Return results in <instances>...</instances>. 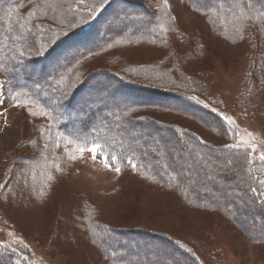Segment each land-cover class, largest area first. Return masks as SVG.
I'll use <instances>...</instances> for the list:
<instances>
[{
	"label": "trees",
	"instance_id": "16d2710c",
	"mask_svg": "<svg viewBox=\"0 0 264 264\" xmlns=\"http://www.w3.org/2000/svg\"><path fill=\"white\" fill-rule=\"evenodd\" d=\"M178 1L226 43L256 46L237 105L264 128V0ZM137 50L148 55L134 56ZM157 52L161 60L152 59ZM208 54L199 36L180 32L165 0H0V72L8 92L36 113L27 153L14 158L1 184L2 220L24 234L35 215L48 213L51 189L75 153L98 145L115 158L110 164L134 166L143 184L173 195L176 215L188 214L191 227L216 216L226 231L264 245L256 182L264 166L233 145V130L216 110L191 97L207 99L215 85L204 67ZM83 199L67 196L74 219L64 226L77 232L89 224L91 240L78 243L96 252L89 257L95 264H224L207 226L165 220L117 229ZM66 238L53 239L65 254L74 244ZM14 252L0 244V264H16ZM68 257L87 263L76 252ZM259 259L264 264L261 252Z\"/></svg>",
	"mask_w": 264,
	"mask_h": 264
},
{
	"label": "rangeland",
	"instance_id": "374dc122",
	"mask_svg": "<svg viewBox=\"0 0 264 264\" xmlns=\"http://www.w3.org/2000/svg\"><path fill=\"white\" fill-rule=\"evenodd\" d=\"M165 3L173 11L180 32L195 33L209 50L203 60L204 67L213 74L215 85L207 99L196 95L191 97L216 110L233 130V145L248 148L251 159L260 161L264 166V160L260 159L261 155H264V128L251 112L237 105L240 94L245 90L244 80L254 58L256 46L245 42L232 46L210 32L205 20L186 4L178 0H165ZM263 50L264 47L261 51ZM134 53V56L145 53L148 55L144 50ZM162 56V52H157L152 59L161 60ZM18 79L14 80V84L21 85L22 80ZM10 86L0 72V190L1 184L9 177L14 158L27 153L26 141L32 133L30 130L33 119L29 113L34 112V105L8 92ZM17 104L26 107H17ZM40 114L42 116V112ZM25 129H29V132H25ZM18 146L21 149L16 151ZM93 146L98 145L80 148L75 153L72 166L66 170V176L62 175L60 182L51 189L50 198L46 202L48 213L35 215L34 221H31L32 226L25 227L24 234L14 230L0 216V244L15 251L18 259L16 264H80L69 259L68 255L72 252L82 254L87 260L84 264H95V260L91 261L89 257L96 256V252L89 246L82 248L78 243L79 239L84 242L91 240L89 224L83 226V230L80 227L81 231L77 232L67 230L64 226L74 219L68 210L67 196L84 198V202L99 213L102 221L109 220L110 222L106 221L107 225L117 229L159 224L165 220L190 228L207 226L216 238L222 263L260 264V252L264 254V245H252L238 231H226L216 216L203 217L196 225L192 223L191 227L188 214L176 215L178 203L172 199L173 195L152 190L143 184L134 166L124 170L109 163L111 170L105 168L106 156L99 147L96 153L90 152L89 149ZM117 167L120 172L115 171ZM260 181H264V175ZM262 187L264 192V185ZM193 215L197 218L202 216L196 213ZM62 227L64 229L58 231ZM59 236H67L66 239L70 238L74 242L67 255L66 249L60 250L54 246L53 239ZM80 249H84L83 252H79ZM163 255L160 254L162 257ZM195 255L201 262L208 258V255L202 252Z\"/></svg>",
	"mask_w": 264,
	"mask_h": 264
},
{
	"label": "snow or ice",
	"instance_id": "6c2138e0",
	"mask_svg": "<svg viewBox=\"0 0 264 264\" xmlns=\"http://www.w3.org/2000/svg\"><path fill=\"white\" fill-rule=\"evenodd\" d=\"M21 55H23V53H21ZM16 106L17 107H22V106L26 107V105H20V104H17ZM29 114L30 115H33V116L36 115V113H34V112H30ZM98 147L99 146H93L92 148L89 149V151L92 152V153H96L98 151ZM114 159H115L114 157H110V156L109 157H105V168H108L109 170H111V165L109 164V160H114ZM260 159L261 160H264V155H261ZM115 171L116 172H120V168L117 167L115 169ZM256 182L258 184L264 185V181L257 180ZM251 191H253L254 193H256V192H259L260 189L254 188V189H251ZM261 195H264V192H261Z\"/></svg>",
	"mask_w": 264,
	"mask_h": 264
}]
</instances>
